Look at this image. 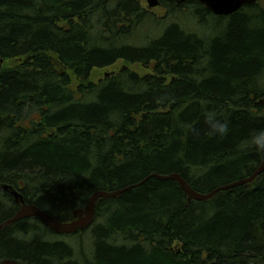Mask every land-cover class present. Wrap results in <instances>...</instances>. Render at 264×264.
I'll return each instance as SVG.
<instances>
[{"label":"trees","instance_id":"trees-1","mask_svg":"<svg viewBox=\"0 0 264 264\" xmlns=\"http://www.w3.org/2000/svg\"><path fill=\"white\" fill-rule=\"evenodd\" d=\"M169 1L159 18L137 0H0V183L60 222L131 188L98 202L81 249L28 219L0 231V262L264 264V174L207 202L151 177L209 194L261 165L264 12ZM208 112L227 135H208ZM22 205L1 190L0 225Z\"/></svg>","mask_w":264,"mask_h":264},{"label":"water","instance_id":"water-1","mask_svg":"<svg viewBox=\"0 0 264 264\" xmlns=\"http://www.w3.org/2000/svg\"><path fill=\"white\" fill-rule=\"evenodd\" d=\"M198 1L206 5L212 11V13H214L217 16H230L240 11L245 5H250L252 3H257L264 12V0H198ZM159 4H160V0H149L150 9L158 7ZM263 173H264V159L262 164L257 168V170L254 172V174H252V176L244 180H241L239 182L222 186L218 189H215L214 191L210 192L207 195H201L196 193L189 186V184L179 175H173L170 178L160 177L157 175H152L151 177H156L161 180H168V179L177 180L191 200L207 202L212 200L221 191L229 190L237 186L250 185L255 180H257ZM141 184L142 183H139V185L136 186L138 187ZM2 189L10 192L14 197V199L17 202H21L23 205L15 217L11 218L10 220L6 221L4 224L0 225V230L9 227L10 225L21 220L37 218L41 220L47 228H49L58 235L64 236V235L77 234L81 231H85L88 228H90L95 223L97 203L100 200L118 198L125 191H128L131 188H126L117 192H106V191L94 192L89 198L88 203L84 208L76 209L74 211L73 214L74 219L70 222H60L55 218H53L51 215L47 214L46 212L38 208L37 206L26 204L23 195L18 191H16L11 186L5 185L2 186ZM0 264H25V263L17 260L6 259L0 262Z\"/></svg>","mask_w":264,"mask_h":264},{"label":"rangeland","instance_id":"rangeland-1","mask_svg":"<svg viewBox=\"0 0 264 264\" xmlns=\"http://www.w3.org/2000/svg\"><path fill=\"white\" fill-rule=\"evenodd\" d=\"M142 6L145 8L147 7L148 8V3L146 0H138ZM177 3V2H175ZM177 5V4H176ZM177 7V6H176ZM155 12H156V15L159 16V18H162V17H169V13L168 10L167 12L164 11L163 9H155ZM171 17V16H170ZM209 22V26L210 25H213V21L212 20H208ZM181 24L183 25V27L186 29V30H189L191 32H194L196 27L194 25V21L193 20H190V21H182ZM201 29V28H200ZM199 29V30H200ZM124 65V62L123 61H120L118 62L114 67H110V68H107V69H103V70H95L94 71V74L92 73V75H94V80L98 81L100 80L101 78H103V75L105 74H108V73H111L113 71H115V69H118L119 67H122ZM3 190V189H1ZM30 222H33L34 224L36 223L37 225H41L42 227V230H40V235L38 236V238H41V239H45V240H61V241H64V242H68V243H74L75 246L79 245V242L78 241H86L87 239V234L86 233H79L77 235H58L56 234L55 232H53L52 230L48 229L41 221H39L38 219H32V221ZM87 231V230H86ZM29 239H32V238H29ZM75 242H78L75 243ZM82 246V244H80V247ZM80 247L77 246L78 249H81Z\"/></svg>","mask_w":264,"mask_h":264},{"label":"clouds","instance_id":"clouds-1","mask_svg":"<svg viewBox=\"0 0 264 264\" xmlns=\"http://www.w3.org/2000/svg\"><path fill=\"white\" fill-rule=\"evenodd\" d=\"M205 122L209 125V136L219 135L223 137L229 131L228 124L217 119L214 112L206 114ZM250 145L254 146L258 153L264 154V130L257 132L251 137Z\"/></svg>","mask_w":264,"mask_h":264},{"label":"flooded vegetation","instance_id":"flooded-vegetation-1","mask_svg":"<svg viewBox=\"0 0 264 264\" xmlns=\"http://www.w3.org/2000/svg\"><path fill=\"white\" fill-rule=\"evenodd\" d=\"M138 1V0H137ZM147 1V3L149 4V0H146ZM177 1V5H179V4H181L182 2L183 3H185L186 1H188V0H176ZM197 1V0H196ZM139 2V1H138ZM167 2H169L170 3V1L169 0H160V4H159V7H157V8H155L156 10L157 9H163L164 11H166L167 12V10H168V7L166 6V3ZM141 4V3H140ZM142 5V4H141ZM143 7V6H142ZM144 8V7H143ZM149 14H151V15H154V16H158V15H156V12H155V10H154V8H152V9H150L149 8V5H148V8L147 7H145L144 8ZM167 9V10H166ZM168 13V12H167ZM159 17V16H158ZM3 186V184H1L0 183V188ZM1 191V190H0ZM14 199V198H13ZM19 211H18V209L16 208V212H15V214H17ZM15 214H14V216H15ZM13 216V217H14ZM12 217V218H13ZM11 219V218H10ZM9 219V220H10ZM8 221V220H7ZM5 223V222H4ZM16 225V224H15ZM10 227H12V225H10L9 227H6V228H10ZM3 230V229H2Z\"/></svg>","mask_w":264,"mask_h":264},{"label":"bare ground","instance_id":"bare-ground-1","mask_svg":"<svg viewBox=\"0 0 264 264\" xmlns=\"http://www.w3.org/2000/svg\"><path fill=\"white\" fill-rule=\"evenodd\" d=\"M159 32V31H158ZM263 162V161H262ZM262 164V163H261ZM254 174V173H253ZM264 174V173H263ZM173 175H179V176H181L180 174H172V175H170V176H160V175H157V176H160V177H166V178H170L171 176H173ZM252 176V175H251ZM182 177V176H181ZM156 178V177H155ZM183 178V177H182ZM157 179H159V178H157ZM184 179V178H183ZM246 179V178H245ZM159 180H161V179H159ZM169 180H172V181H176V182H178L177 180H174V179H168V180H161V181H169ZM185 180V179H184ZM244 180V179H243ZM186 181V180H185ZM241 181V180H240ZM256 181V180H255ZM254 181V182H255ZM187 182V181H186ZM237 182H239V181H237ZM179 183V182H178ZM188 183V182H187ZM234 183H236V182H234ZM189 184V183H188ZM231 184H233V183H231ZM181 186V185H180ZM189 186H190V184H189ZM242 186H245V185H242ZM182 187V186H181ZM191 187V186H190ZM192 188V187H191ZM220 188V187H219ZM183 189V188H182ZM193 189V188H192ZM218 189V188H217ZM194 190V189H193ZM120 191V190H119ZM196 193H198V194H201V195H207V194H202V193H199V192H197L196 190H194ZM224 191H226V190H224ZM115 192H117V191H115ZM221 192H223V191H221ZM221 192H219V193H221ZM186 193V192H185ZM218 193V194H219ZM187 194V193H186ZM217 194V195H218ZM216 195V196H217ZM215 196V197H216ZM214 197V198H215ZM102 200H110V199H102ZM196 201H198V200H196ZM200 202H204V201H200ZM98 204V203H97ZM35 206V205H34ZM42 210V209H41ZM20 211V210H19ZM96 211H97V208H96ZM16 216V215H15ZM14 216V217H15ZM21 221H23V220H21ZM95 221H96V219H95ZM18 222H20V221H18ZM18 222H16V223H18ZM16 223H14V224H16ZM4 224V223H3ZM14 224H12V225H14ZM2 225V224H1ZM94 225V224H93ZM93 225L91 226V227H93ZM5 229V228H4ZM88 229H90V228H88ZM1 231V230H0ZM89 231V230H88ZM85 232V231H84ZM72 235H75V234H72Z\"/></svg>","mask_w":264,"mask_h":264}]
</instances>
